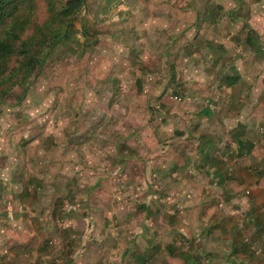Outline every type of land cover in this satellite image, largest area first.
Instances as JSON below:
<instances>
[{"label": "rangeland", "instance_id": "obj_1", "mask_svg": "<svg viewBox=\"0 0 264 264\" xmlns=\"http://www.w3.org/2000/svg\"><path fill=\"white\" fill-rule=\"evenodd\" d=\"M33 4V29L67 23V36L30 73L18 55L2 65L13 75L0 73V264H45L39 253L75 264L94 237L123 247L124 264L139 253L163 262L162 245L145 250L155 236L129 243L128 228L152 218L195 229L203 241L191 261L223 264L229 236L250 238L242 226L251 225L250 206L263 219L253 161L264 159V126L246 165L210 125L227 107L235 59L253 55V70L264 72V0H87L69 23L60 8ZM210 104L216 117L204 113ZM223 179L243 185L225 193ZM258 240L260 254L237 245L250 264H264Z\"/></svg>", "mask_w": 264, "mask_h": 264}, {"label": "crops", "instance_id": "obj_2", "mask_svg": "<svg viewBox=\"0 0 264 264\" xmlns=\"http://www.w3.org/2000/svg\"><path fill=\"white\" fill-rule=\"evenodd\" d=\"M256 48V47H255ZM258 51L254 49V53L256 54ZM253 55H248V57H244L241 59H235V61L238 63L237 72L235 73V78L237 81L234 84L228 85L226 82V86L229 90V93L227 95H224V101L227 105L224 113L221 114V119L219 118L212 119V123L210 125L213 135L217 136L216 134L219 133H227L225 136V139H227L226 146L232 147L236 153L238 152V145H241V143L245 144V150L247 154L258 153V140L256 137H254L253 132L257 131V129H262L264 126V72L258 71L257 73L253 70L254 66H251V63L254 62ZM234 58L227 59L226 64L227 67H229V64H233ZM249 60V61H248ZM255 63V62H254ZM241 64H245L242 66ZM256 64V63H255ZM228 76H233L228 75ZM234 78V77H232ZM215 81H217L215 79ZM212 86L209 89L212 93H217L216 86L213 85L214 79H212ZM213 97V94H211ZM219 97V96H217ZM214 105H209V108L212 112L211 116L216 117L214 109L212 108ZM216 107V106H215ZM208 108V109H209ZM207 109V108H206ZM206 115V114H205ZM207 117H211L206 115ZM236 130V131H235ZM216 132V134H214ZM236 134V135H234ZM237 140L240 142L238 143ZM264 144V140L262 142ZM264 156V154H263ZM261 157V155H260ZM264 159L263 157L258 158L257 160H254V164H257L259 166V172L260 175L264 171ZM252 162V161H251ZM254 175V174H253ZM255 177V175H254ZM246 178V177H244ZM260 178L256 177V181ZM250 179V178H249ZM247 179H244V181ZM249 181V180H248ZM254 182V181H253ZM106 196V194H105ZM173 206H176L174 203ZM171 208V207H170ZM252 208V214L254 215L250 220L251 222L248 226L242 225L245 229V233L248 232L250 234L249 237L241 238L239 237H230L228 242L230 243L231 249L229 250L230 253H226L224 257H228L229 254L230 257L226 258L223 262V264H250L246 260H244L246 257L249 259L251 258L249 255L245 254V257H242L240 255V247L237 245H241L245 243L248 244L250 249L254 251L256 254H260V251L257 246H254L256 242H259L258 238H260V235L262 237V243H264V215L262 216L263 219L259 218V215L256 214L255 206H250ZM146 210V209H145ZM149 210V209H148ZM154 210V209H153ZM156 210V209H155ZM152 212V211H150ZM177 213H174L172 215L173 218H177ZM144 215L145 212H144ZM191 215V212H190ZM250 215V214H249ZM147 216V215H146ZM153 215H150V217ZM171 222V220H169ZM112 224V223H111ZM170 226V227H169ZM166 228L165 223H161L154 218L148 219V221H142L140 224L138 222H134L128 229L133 232V237L129 240V243L132 242L134 244H139L140 241H142L144 238L141 236L142 234H151L157 238L156 241H151V245H146L145 250L147 252L151 251V248L157 250L159 248V245H162V261H159V259L156 262H152L153 264H168L166 255L170 250H172V254L176 255L177 258H179L184 264H200L198 261H191V255L198 256V241H203V239L196 237L195 229L192 230H184V232L181 231V226L176 221L174 225H169ZM185 229L187 227L185 226ZM113 230V229H112ZM111 230V231H112ZM239 230H235V228L232 229L230 233L239 234ZM207 233V230H206ZM167 235H171L170 240H165V237ZM246 235V234H245ZM206 237V234L203 235ZM141 237V238H140ZM187 238L188 240H191L192 245L190 246V250L188 252L181 249V243L183 240ZM147 241L150 243V237L146 238ZM106 241L98 242L97 245L95 243L97 242L96 237H94L93 243H92V251L88 250L87 248H83L80 252L77 254L75 264H124L128 263L126 262V253L123 250V247L115 249V242H112L111 240L103 239ZM263 245V244H262ZM89 246V244H88ZM107 246H109L107 248ZM178 248L180 249L179 251ZM88 250V251H87ZM257 250V251H256ZM235 253V254H233ZM53 257V261L51 264H54V261L61 260L63 261V255L55 256L52 253H46V254H37L35 257L36 262L41 263V260L44 259V263L46 264L49 259ZM137 263L133 264H150V260H156L151 259L152 255L149 257L143 256L141 253L137 254ZM210 258V257H209ZM208 258V259H209ZM253 259H257L255 257H252ZM264 258L261 257V259ZM206 260L209 262V260ZM19 262H14L13 264H18ZM70 263H74L73 260L70 261ZM257 261L254 263L256 264ZM34 264V263H33Z\"/></svg>", "mask_w": 264, "mask_h": 264}, {"label": "trees", "instance_id": "obj_3", "mask_svg": "<svg viewBox=\"0 0 264 264\" xmlns=\"http://www.w3.org/2000/svg\"><path fill=\"white\" fill-rule=\"evenodd\" d=\"M44 1L50 12L59 11L60 8L61 15L69 23L70 17L77 15L83 9L87 0H62L63 2L61 3L59 0ZM20 2L21 0H0V73L8 79L13 74H4L2 65L5 59L17 55L21 56L18 59L19 67L30 73L36 69L37 64L41 65V63L45 62L53 49L58 47L67 36V23L63 27L65 29H63L53 26L49 21H45L42 25H38L36 29H33L32 17L34 11L32 12V8L34 9L35 7L33 0H29L28 10L20 8ZM35 46L37 48L36 52L34 51ZM37 46L43 50L41 54ZM227 79L228 85L237 81L235 77H227ZM204 113L208 116L212 114L208 108L204 110ZM237 142L239 143L240 141L237 140ZM244 147V143L238 145L236 154L241 163L245 160L246 165H248L252 160L246 157L247 152L244 151ZM235 182L236 184L230 179H223V183L219 181V184L223 186L225 193H228L230 190L236 191L238 185H243L238 184L237 181ZM257 182L260 186H264V171ZM187 243L191 245V240L185 238L182 244L185 245ZM166 258L168 264H184L176 255L172 254V250L168 252Z\"/></svg>", "mask_w": 264, "mask_h": 264}, {"label": "clouds", "instance_id": "obj_4", "mask_svg": "<svg viewBox=\"0 0 264 264\" xmlns=\"http://www.w3.org/2000/svg\"><path fill=\"white\" fill-rule=\"evenodd\" d=\"M185 245L188 247L187 249H189V248H190V246H191V245H190V244H188V243H187V244H185Z\"/></svg>", "mask_w": 264, "mask_h": 264}, {"label": "built area", "instance_id": "obj_5", "mask_svg": "<svg viewBox=\"0 0 264 264\" xmlns=\"http://www.w3.org/2000/svg\"><path fill=\"white\" fill-rule=\"evenodd\" d=\"M176 98H178V97H176ZM257 251V250H256Z\"/></svg>", "mask_w": 264, "mask_h": 264}]
</instances>
